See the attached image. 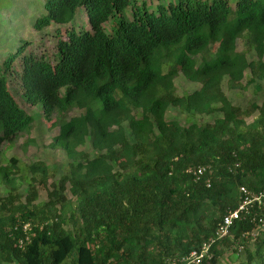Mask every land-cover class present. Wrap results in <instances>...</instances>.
<instances>
[{
  "label": "trees",
  "instance_id": "trees-1",
  "mask_svg": "<svg viewBox=\"0 0 264 264\" xmlns=\"http://www.w3.org/2000/svg\"><path fill=\"white\" fill-rule=\"evenodd\" d=\"M41 8L35 31L64 27L54 64L25 42L0 63V264H183L236 208L240 187L264 189V104L233 106L221 89L224 79L228 92L264 84V0H236L233 10L226 0L152 8L43 0ZM79 10L87 30L71 26ZM239 39L246 49L236 52ZM178 74L198 89L176 96ZM8 81L57 129L49 148L63 153L66 171L44 203H35L34 185L45 187L46 167L21 172L4 158L32 123ZM204 166L210 173L198 180L187 173ZM231 247L243 249L235 264H264L263 211L235 222L201 264H219Z\"/></svg>",
  "mask_w": 264,
  "mask_h": 264
},
{
  "label": "rangeland",
  "instance_id": "rangeland-1",
  "mask_svg": "<svg viewBox=\"0 0 264 264\" xmlns=\"http://www.w3.org/2000/svg\"><path fill=\"white\" fill-rule=\"evenodd\" d=\"M170 0H135L137 4L145 3L152 8L156 4H164ZM228 7L233 10L236 0H226ZM43 0H0V63L3 62L7 55L14 51L16 46L26 43L25 51L31 52V54L42 56L49 61L51 65L54 64L52 54L54 52V46L57 38H62L64 35V27L62 26H50L41 31H35L32 28L33 20L36 16L42 13ZM129 8L127 7L124 13L127 15ZM84 13L79 10L73 18V24L71 25L75 31L80 29L87 30L86 20L84 19ZM104 30H108V24L104 25ZM246 49L245 43L242 40H237L235 51H243ZM247 61L254 59L253 55H246ZM18 63L15 62L14 67L16 69ZM244 80H242L243 82ZM176 96L184 94H190L196 89L198 85H194L186 82L180 74L173 80ZM19 86L14 81H8L7 91L12 96L14 102L18 108L25 114L31 116L32 123L28 126V131L22 133L14 142V144L8 148L4 153L5 159L15 158V168L17 171H24L29 164L41 163L49 172V179L46 181L45 187L40 185H34L36 191V202L44 203L46 192L50 189V184L57 181L61 175L66 171V160L63 153L58 150H52L49 148V144L53 137L57 135V129L51 128V122H46L41 115L38 107H31V105L25 103L21 98L19 92ZM221 89L223 94L231 105L244 108L250 103H254L257 106L264 104V84L261 85L260 92L254 93L253 88L244 89L242 91L228 92L225 89V79L221 82ZM80 113L73 111L68 115L69 118L77 117ZM166 116H174V118L180 119L178 113L173 110H167ZM202 121L207 117L200 118ZM251 119H247L249 123ZM24 142L26 146L22 147ZM89 158L92 157V153L88 147L82 149ZM68 183H65L64 198L71 201L68 193ZM23 190H19V194L23 195ZM3 193L0 190V197ZM21 196V195H20ZM22 197V196H21ZM21 201V199H20ZM67 229V227L65 226ZM249 248V247H248ZM243 260V249H237L234 247L224 250V254L219 260V264H235L237 261Z\"/></svg>",
  "mask_w": 264,
  "mask_h": 264
},
{
  "label": "built area",
  "instance_id": "built-area-1",
  "mask_svg": "<svg viewBox=\"0 0 264 264\" xmlns=\"http://www.w3.org/2000/svg\"><path fill=\"white\" fill-rule=\"evenodd\" d=\"M187 173H189L194 180H198L204 177L205 174H209L210 171L208 167L204 166L196 169H189ZM205 183L206 186L209 185L208 181ZM239 196V202L236 208L221 217L213 235L208 237L198 249L191 251L188 256L182 260L183 264H201L204 260L210 259L211 246L217 241L228 239L230 237L231 228L235 222L246 220L250 216L253 208L257 211L264 212V189L257 192H248L245 188L240 187ZM257 222L260 224L262 221L258 219ZM237 249H241V247Z\"/></svg>",
  "mask_w": 264,
  "mask_h": 264
}]
</instances>
